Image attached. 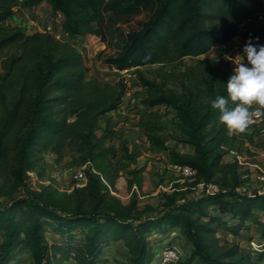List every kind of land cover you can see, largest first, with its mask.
Segmentation results:
<instances>
[{"label":"trees","instance_id":"trees-1","mask_svg":"<svg viewBox=\"0 0 264 264\" xmlns=\"http://www.w3.org/2000/svg\"><path fill=\"white\" fill-rule=\"evenodd\" d=\"M42 2L53 15L63 17L62 29L69 37L101 35L107 13H147L105 63L118 71L157 66L154 80L141 77L151 88L144 103L174 110L184 130L183 141L192 149L184 155L171 151L172 163L194 169L195 185L203 180L220 189L178 203L169 197L167 208L154 217L139 213L134 199L123 204L112 195L116 176L107 175L97 156L112 152L103 144L114 133L109 113L122 104L124 82L89 76L75 46L50 32L5 27L3 23L13 18L19 3L0 0V179L28 185L24 174L33 167L32 147L54 154L57 160L88 151L86 161L90 162L84 168L85 183L72 187L71 206L65 199L30 191L0 200V264H9L21 251L30 254V264L70 260L101 264L111 242L123 245L128 264H153L156 251L150 235L172 229L191 246L188 263H263L262 252L251 253L237 241H221L218 236L221 228L235 237L256 226L258 240L264 238V193L238 189L236 164L232 182L218 181L222 158L228 148L233 149L236 136L219 120L212 101L227 96L226 80L233 73V63L198 58L180 71H165L161 66L199 57L235 37L264 43V0H20V5L31 9ZM167 83L180 87L181 99L165 90ZM261 113L264 118V109ZM51 233L55 238L50 241ZM166 246L170 247L169 242Z\"/></svg>","mask_w":264,"mask_h":264},{"label":"rangeland","instance_id":"rangeland-1","mask_svg":"<svg viewBox=\"0 0 264 264\" xmlns=\"http://www.w3.org/2000/svg\"><path fill=\"white\" fill-rule=\"evenodd\" d=\"M18 3L13 18L3 23L5 27L19 26L26 33L47 31L59 40L69 41L81 54L89 69V76L108 83L122 80L126 86L122 104L109 113L114 133L103 145L111 147L112 152L97 156L107 175L116 176L111 194L123 204L134 199L137 211L144 217H154L166 209L169 197L174 196L176 203L187 198H196L199 191L195 181L180 177L171 167L173 164L171 151L181 155L192 152L191 147L183 141L184 130L178 122L175 111L165 105L149 107L144 103L151 88L143 84L141 77L154 80L157 66L118 71L105 63V58L114 55L120 49L126 33L137 29L146 19L147 13L141 11L130 16L107 13L101 35L69 37L62 29L63 17L60 14L53 15L47 3L31 9L21 6L20 0ZM245 43V40L235 37L227 44L215 46L199 57H185L180 61L164 64L161 68L165 71H180L185 66L194 64L198 58H223L231 61L235 68L237 60L243 62V58L237 55L243 54ZM164 88L173 92L177 98H182V91L175 84L167 83ZM252 106L261 107L255 104ZM229 133L235 135L236 139L232 143L233 149L227 150L232 149L240 153L242 164L225 153L219 168L218 181L232 182L233 166L236 164V174L241 182L238 189L250 194L264 193V132H258L248 126L243 131L229 130ZM95 134L99 137L101 131L97 130ZM152 136L163 143V148H159L150 138ZM95 152L93 151L92 154H96ZM88 155V151H83L73 157L65 156L57 160L54 154L38 151L32 147L30 159L33 167L27 169L24 174L29 179L28 185L21 186L12 179L1 178L0 200L12 199L24 191H30L41 196L50 194L54 200L65 199L67 205L71 206L73 201L68 197L72 187L78 185L72 179V175L81 166H90V162L86 161ZM103 177L106 179L105 175ZM103 184H106L104 180ZM231 222L232 220L229 219L228 223ZM259 233L256 226H251L234 237L221 228L218 236L221 241H237L242 248L255 253V247L251 242L259 241ZM53 238H55L54 234L51 233L50 241ZM150 240L154 249L160 248L158 244L160 241L169 242V246L173 247L180 256V261L172 264H201L199 260L190 263L186 261L191 246L176 229L169 230L166 234L155 231L150 235ZM30 262V254L21 251L9 264H30ZM100 262L128 264L125 248L120 242H111L104 249ZM65 264L75 263L70 260ZM153 264L158 263L153 262Z\"/></svg>","mask_w":264,"mask_h":264},{"label":"clouds","instance_id":"clouds-1","mask_svg":"<svg viewBox=\"0 0 264 264\" xmlns=\"http://www.w3.org/2000/svg\"><path fill=\"white\" fill-rule=\"evenodd\" d=\"M259 40L258 37L255 38ZM249 37L243 45V62L237 60L233 73L226 80L227 96H217L212 108L229 130L243 131L252 120V105L264 109V43H253Z\"/></svg>","mask_w":264,"mask_h":264},{"label":"built area","instance_id":"built-area-1","mask_svg":"<svg viewBox=\"0 0 264 264\" xmlns=\"http://www.w3.org/2000/svg\"><path fill=\"white\" fill-rule=\"evenodd\" d=\"M258 108L254 106V109L252 110L253 116L252 120L249 123V127L252 129L258 130V132H264V118L262 116L261 111H257ZM229 156L233 157L235 160H237L238 163L242 164V158L240 153H238L236 150L229 149L226 152ZM86 166H81L80 168L76 169L75 172L72 175V179L78 183V185H83L86 181L85 174H84V168ZM171 167L178 172L180 177L188 180H195L196 179V171L192 169L188 165H180V164H172ZM196 187L200 192H213L216 190H219L220 188L214 184V183H207L203 180H200L196 183ZM167 242L160 241L158 244L160 248L155 249L156 255L154 262L158 264H172L177 263L180 261V256L177 253V251L173 247H167ZM251 245L254 246L255 252H262L264 254V238L260 239L258 242H251ZM111 264V263H107Z\"/></svg>","mask_w":264,"mask_h":264},{"label":"crops","instance_id":"crops-1","mask_svg":"<svg viewBox=\"0 0 264 264\" xmlns=\"http://www.w3.org/2000/svg\"><path fill=\"white\" fill-rule=\"evenodd\" d=\"M43 3H46V2H42V3H40L39 5H42ZM254 42V41H253Z\"/></svg>","mask_w":264,"mask_h":264}]
</instances>
